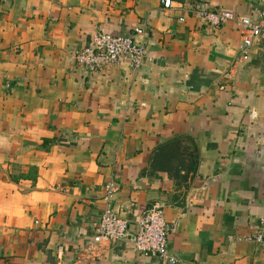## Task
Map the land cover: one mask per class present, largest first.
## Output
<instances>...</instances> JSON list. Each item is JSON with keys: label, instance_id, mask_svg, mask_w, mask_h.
Masks as SVG:
<instances>
[{"label": "crops", "instance_id": "obj_1", "mask_svg": "<svg viewBox=\"0 0 264 264\" xmlns=\"http://www.w3.org/2000/svg\"><path fill=\"white\" fill-rule=\"evenodd\" d=\"M0 0V264H55L91 243L106 206L129 223L161 207L176 264H264L245 239L264 215V47L241 57L263 0ZM182 20V21H180ZM145 49L89 73L73 51L99 33ZM173 230V231H172ZM171 231V233H170ZM93 264H168L102 244Z\"/></svg>", "mask_w": 264, "mask_h": 264}, {"label": "built area", "instance_id": "obj_2", "mask_svg": "<svg viewBox=\"0 0 264 264\" xmlns=\"http://www.w3.org/2000/svg\"><path fill=\"white\" fill-rule=\"evenodd\" d=\"M161 3L164 9H169L173 5L171 0H162ZM192 13L212 29H218L229 22L238 23L241 28L240 50L243 60L248 59L249 51L255 41L264 47V7L255 22L246 17H237L227 11H212L205 3L198 4ZM143 35L142 27L133 28L130 36H111L99 33L92 37L88 46L74 50L72 55L76 64L85 68L89 73H96L105 66L119 64L125 60L130 63L134 71H137L142 65L145 49L135 38ZM104 192L106 206L100 220L93 226L94 235L91 243L79 251L70 262L64 260L63 249L59 247L55 264H93L102 255V244L125 239L129 223L110 206V200L115 192L114 185L105 186ZM136 226V234L132 241L134 252L159 258L168 264H176V258L167 250L169 231L160 206L154 205L146 210L137 220ZM245 240L254 242L264 249V215L259 219L258 229L254 236L247 237Z\"/></svg>", "mask_w": 264, "mask_h": 264}, {"label": "water", "instance_id": "obj_3", "mask_svg": "<svg viewBox=\"0 0 264 264\" xmlns=\"http://www.w3.org/2000/svg\"><path fill=\"white\" fill-rule=\"evenodd\" d=\"M130 234L127 232L126 236H125V239H129V237H131V240L133 241L134 239V236H129Z\"/></svg>", "mask_w": 264, "mask_h": 264}]
</instances>
